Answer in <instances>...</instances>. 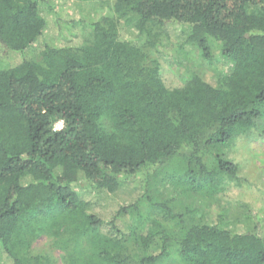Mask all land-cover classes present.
Masks as SVG:
<instances>
[{
  "label": "trees",
  "instance_id": "trees-1",
  "mask_svg": "<svg viewBox=\"0 0 264 264\" xmlns=\"http://www.w3.org/2000/svg\"><path fill=\"white\" fill-rule=\"evenodd\" d=\"M83 1L93 16L66 20L48 0H0V46L20 57L0 67L2 264H56L35 252L42 237L62 264H264V225L195 221L183 193L158 190L215 188L236 173L232 142L264 133V0ZM49 12L60 46L41 41ZM171 41L207 67L217 46L226 72L212 84L192 70L167 87L159 60ZM141 175L140 196L107 213ZM141 203L173 227L126 222Z\"/></svg>",
  "mask_w": 264,
  "mask_h": 264
},
{
  "label": "rangeland",
  "instance_id": "rangeland-1",
  "mask_svg": "<svg viewBox=\"0 0 264 264\" xmlns=\"http://www.w3.org/2000/svg\"><path fill=\"white\" fill-rule=\"evenodd\" d=\"M49 6H54L55 12H61V18L66 20L87 19L90 15L93 16L96 8L92 7V3L83 0H48ZM64 2V6L61 4ZM49 9V8H48ZM100 9L97 10L98 14ZM96 12V14H97ZM46 17L48 18V30L44 34L42 42L60 46L62 42L57 37V31L53 24L51 12ZM92 19V17L90 18ZM162 60H159L161 66V77L169 88H174L181 85L186 79L187 74L192 70H201L203 78L214 83L215 71H225L228 65L221 59L217 46L213 49L215 58L213 64L209 67L200 61L197 54L192 48L185 47L183 50L178 49L176 41L168 42L162 51ZM27 57L23 55V58ZM22 58V57H21ZM20 57L7 52L0 46V67L8 66L16 63ZM8 64V65H6ZM62 128V123L55 124L56 131ZM227 156L232 164L236 166V173L233 178L227 180H218L214 177L215 188H210L206 184L202 192L192 193L190 189L184 186H179L177 189L171 187H158V190L168 197L174 196L178 191L183 193L181 196L182 203L186 206L192 204L194 208L193 218L195 221L205 222L209 225L218 224L221 227L229 229L242 228L244 230H252L255 223L261 226L264 225V133L252 132L245 137H238L232 142L227 149ZM177 179L179 176L176 177ZM180 179V178H179ZM178 179V180H179ZM123 187L125 191H121L118 198L107 201L103 207L106 212H110V208L115 202L126 203L128 192H132V197L137 198L142 193L143 183L146 182L144 176H137L133 180H126ZM167 186V185H166ZM212 186V185H210ZM165 188V189H163ZM124 196V197H123ZM121 198V200H119ZM118 199V200H117ZM124 200V201H122ZM129 204V203H128ZM108 206V207H107ZM138 215L133 217L126 216V222L135 225L145 224L149 229L152 220L157 219L165 228H172L176 221L169 219L165 221L163 214L155 208L148 207L147 204H139ZM191 207V206H190ZM163 217V218H162ZM146 222V223H144ZM156 230V229H155ZM161 236V234H159ZM51 241L46 238H40L34 245L35 252H47L55 259L56 264H62L63 253L51 247ZM2 252V251H1ZM159 252L158 248L154 251H149V254L156 255ZM2 258H5L0 253V264ZM157 264H182L177 257L171 256L162 258Z\"/></svg>",
  "mask_w": 264,
  "mask_h": 264
}]
</instances>
